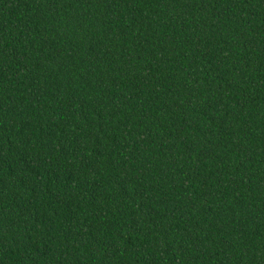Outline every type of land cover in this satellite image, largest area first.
<instances>
[{
  "label": "trees",
  "instance_id": "trees-1",
  "mask_svg": "<svg viewBox=\"0 0 264 264\" xmlns=\"http://www.w3.org/2000/svg\"><path fill=\"white\" fill-rule=\"evenodd\" d=\"M0 264H264V0H0Z\"/></svg>",
  "mask_w": 264,
  "mask_h": 264
}]
</instances>
